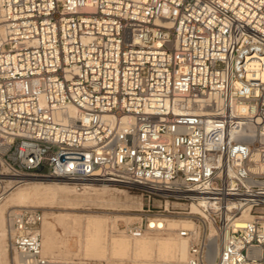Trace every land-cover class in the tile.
<instances>
[{"label": "built area", "instance_id": "obj_1", "mask_svg": "<svg viewBox=\"0 0 264 264\" xmlns=\"http://www.w3.org/2000/svg\"><path fill=\"white\" fill-rule=\"evenodd\" d=\"M0 7V200L29 178L137 190L132 237L194 223L168 264H264V0ZM44 217L6 212L18 263L76 264L43 253Z\"/></svg>", "mask_w": 264, "mask_h": 264}, {"label": "bare ground", "instance_id": "obj_2", "mask_svg": "<svg viewBox=\"0 0 264 264\" xmlns=\"http://www.w3.org/2000/svg\"><path fill=\"white\" fill-rule=\"evenodd\" d=\"M3 33H5L4 25L0 23V38ZM29 179H27L23 185L17 187L8 194L5 197V202L0 205V264H9L7 250L10 244L7 242L5 217L6 212L10 208L30 206L31 203H54L59 193L69 194L76 191L75 186L69 185V182L64 179ZM100 184L103 186L108 185V183ZM93 189L97 190V188ZM75 201L77 200H74V202ZM58 221L60 224L68 225L73 229L75 228L77 236L69 238L71 242H68V239L65 237L64 240L59 243L55 234V223L46 220V217H44L41 227L42 245L43 253L48 257H51L48 253L54 254L55 256L63 254L64 257L69 254H76L84 255L86 259L91 261L95 260L101 262L82 263L74 261L76 264H104V260H108V264H168L169 262L178 263L186 261L189 257V241L187 238L179 236L177 232L175 234L176 236L171 233L164 235L163 233L165 231H154L147 232L140 237H132L126 230L115 233V230H112L114 229L115 220L111 219L109 216L100 215H88L86 218H83L77 215L72 216V214L67 213L58 217ZM44 223L47 224L45 227L46 229L43 226ZM159 223H163V226L166 227V231L168 228L174 230L181 226L192 227L194 225L192 221L186 218L166 219L159 221ZM110 228L112 229L110 230ZM83 236L85 237L84 240L82 239ZM73 241L75 244H78L77 250H75V246L72 245ZM54 259L73 261L68 258Z\"/></svg>", "mask_w": 264, "mask_h": 264}, {"label": "rangeland", "instance_id": "obj_3", "mask_svg": "<svg viewBox=\"0 0 264 264\" xmlns=\"http://www.w3.org/2000/svg\"><path fill=\"white\" fill-rule=\"evenodd\" d=\"M0 23H2L1 20ZM59 181H63V180H59ZM69 185L73 187L75 186L72 183H69ZM93 188H97V190H94ZM75 189L76 191H73L72 193L69 194L59 193L58 198L54 200L56 203L41 202V203H33V204L31 203V205L29 204L32 207H38L43 209L46 220L48 221L50 220L55 223L54 225L55 234L57 236V240L59 241V243L62 242V240H64L65 237L68 239V242H71L69 238L77 236L75 228L73 229L68 225L59 223L58 217H60L63 214L68 213V214H72V216L77 215L83 218H86L88 215L109 216L111 219L115 220L114 229L110 228V230L111 229L115 230V233H118V231L126 230L127 226L130 223L139 220V216H140L139 214L142 209L144 199L137 190H131L128 188L118 187L110 184H108L107 186H103L100 183H92V184L87 183L84 185L83 188L78 189L75 186ZM5 200L6 198L0 200V205L3 204ZM74 200L77 201L74 202ZM170 219H175V218H170ZM43 226L45 228L47 224L44 223ZM168 229L167 231L165 230V232L163 233L164 235H168L169 233L173 235L176 234V229L174 230L171 228ZM82 239L84 240L85 237L83 236ZM72 245L75 246V250L78 249V244H75L74 241ZM7 255H8L9 264L18 263V256L11 249L10 245L8 246ZM48 255L54 258H63V259L68 258L70 260L76 262H82V263L85 262L101 263L99 261H95V260L91 261L89 259H86L84 255L69 254L70 256L67 255L65 257L63 256V254H59L55 256L54 254L48 253ZM103 263H108V260H104ZM149 263H153V262H149Z\"/></svg>", "mask_w": 264, "mask_h": 264}]
</instances>
